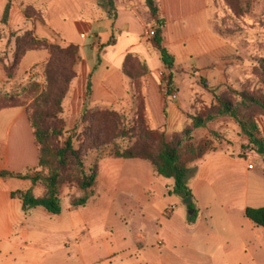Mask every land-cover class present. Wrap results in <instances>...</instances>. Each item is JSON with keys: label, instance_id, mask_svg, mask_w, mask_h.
Listing matches in <instances>:
<instances>
[{"label": "crops", "instance_id": "1", "mask_svg": "<svg viewBox=\"0 0 264 264\" xmlns=\"http://www.w3.org/2000/svg\"><path fill=\"white\" fill-rule=\"evenodd\" d=\"M81 1L83 12L88 15H81L71 23L50 24L52 11L46 9L47 22L37 21L34 25L38 40L79 48L78 80L68 95V108L73 105L86 108L89 103L92 108L111 110L125 109L126 104L134 106L133 82L122 70L126 57L133 54L150 70L144 81L151 127L175 138L193 127L192 110L203 104L209 108L215 103L212 94L201 92L198 83L202 79L211 88L254 79L251 66L239 59L238 45L232 39L222 38L216 22L210 20L209 0H159L166 23L162 35L164 48L175 61L176 100L169 98L160 79L161 72H171L155 45L151 47L144 39L149 16L145 0H114L118 7L115 21L96 2ZM8 2L0 0V19ZM23 2L13 0L10 26L26 23L21 9ZM71 5V0H66L60 11ZM151 25L156 28L154 21ZM114 34L115 46L106 47ZM36 54L38 63L49 57L46 52ZM90 76L93 93L86 102ZM19 116L22 118L23 114ZM21 124L27 126L23 121ZM258 125L264 137V117L258 119ZM207 128L230 137L236 134L239 142L216 143L202 160L190 165L197 168L190 183L195 210L199 213L196 222L190 224V210L179 207L183 199L171 195L173 180L158 176L151 163L106 158L99 164L95 193V197L101 199L104 195L106 199L96 213L105 231L80 247L79 264H216L218 259H228L236 253L251 256L264 253V229L245 217L248 208H263L253 205L249 193V174L255 169H249L248 162L257 154L244 150L248 139L232 119L219 118L204 129ZM19 144V140L14 141V147ZM235 179L246 181L243 191L232 187ZM173 206L176 210L166 216ZM2 208L0 204V216ZM94 226L92 223L91 227ZM85 227L90 233V227ZM109 228L113 233L107 234ZM67 263L71 261L62 264Z\"/></svg>", "mask_w": 264, "mask_h": 264}, {"label": "rangeland", "instance_id": "2", "mask_svg": "<svg viewBox=\"0 0 264 264\" xmlns=\"http://www.w3.org/2000/svg\"><path fill=\"white\" fill-rule=\"evenodd\" d=\"M24 1L21 5L26 19L24 25L10 26L8 24L2 26L0 24V174L2 172L30 174L32 176L41 174L42 178H45L48 176L49 170L41 169L38 166L40 148L29 122L28 109L44 93L47 85L46 66L49 63L50 55L46 47L67 48L68 46L57 41L38 40L34 25L37 21L47 22L46 14L43 13L46 9L52 11V17L48 20L50 24L61 21L71 23L81 15L88 14L83 12L81 0H71L72 5L67 10L62 11H60L61 6L66 0ZM91 1L96 2V5L100 7L99 2L101 0ZM238 1L241 13L231 9V4L235 0H209L210 12L208 16L210 20L216 22L217 27L235 33L231 42L239 47V59L245 60L248 66L252 68V61L264 57V0ZM30 3H35L36 6ZM27 10L32 18H26ZM32 14L34 15L32 16ZM147 22L148 29H150L152 19L149 16ZM27 31L31 32L34 40L44 44L29 46L30 52L17 62L18 43ZM145 42L151 47L154 45V40L146 39ZM39 51L46 52L49 56L43 63H38V60H35L38 57L36 53ZM140 61L143 63L141 59ZM13 68L15 70L12 79H9L7 70ZM77 68L78 64L75 67L76 73ZM130 69H132V73L136 74V67ZM141 72L142 69H139L136 75ZM161 73L166 74L169 81L170 74ZM147 76L142 79L144 88H146L144 80ZM160 79L164 85L161 77ZM132 82V96L135 104L134 106L126 104L125 109L92 108L90 103L86 108L84 105L82 108L81 106L75 108L74 105L68 108L67 97L63 104L64 115L62 117L65 124L60 126L65 134L62 138L57 139L55 144L63 145L72 137L77 149L81 148L82 145L84 147L96 145L95 149L88 154L87 170L99 166L100 161L110 158L117 151L124 152L138 144V140L142 136V116L135 100V84L134 81ZM198 85H200L202 93L211 94V87L205 80L202 79ZM171 86L178 93L173 83ZM256 88H263L257 77L242 83L220 84L212 89H215L219 95L234 101L235 96L232 92H253ZM182 93L183 91H181V95ZM199 101L202 102V100ZM206 109V104L200 105L199 109L191 111L190 117L205 115ZM21 113L23 114L22 118L19 116ZM21 120L26 123V127L21 124ZM212 133L216 132L211 131L210 128L196 132L194 134L195 144L213 140V150L216 143L219 142L227 141L229 144L239 142L236 134L230 137L224 133H218L219 138L211 139ZM15 139L19 140L18 147H14ZM249 151L251 150L249 149ZM248 164L253 165L255 169L249 174L251 200H254L253 205L264 207V160L255 155V157L250 158ZM245 182L242 179H235L232 187L243 191ZM31 188L32 185L29 181L0 178V204L3 205L0 216L2 218L0 222V264H62L69 260L71 264H79L80 247L89 238L104 234L103 231L105 230L101 228L102 223L99 224L101 220L96 213L101 202L106 201L105 196L103 195L101 199L94 196L86 208H72V200L83 196V192L78 189L72 178L65 181L60 187L63 213L60 216H51L43 208L26 211L20 200L11 199L12 193L25 192ZM33 194L37 198L46 194L44 181L33 188ZM179 204V207L188 209L184 200L179 201ZM4 216L9 218L6 220ZM92 223H95L93 228L91 227ZM86 225L90 227V233L87 231ZM106 232L107 234L113 233L110 228ZM204 262L207 263L208 261L204 260ZM216 264H264V253H258L254 256L236 253L231 258L218 259Z\"/></svg>", "mask_w": 264, "mask_h": 264}, {"label": "trees", "instance_id": "3", "mask_svg": "<svg viewBox=\"0 0 264 264\" xmlns=\"http://www.w3.org/2000/svg\"><path fill=\"white\" fill-rule=\"evenodd\" d=\"M239 1L231 4V9L241 13ZM99 6L106 8L108 18L117 20L118 9L114 0H101ZM13 0H9L3 17L0 21L2 26H7L10 21ZM148 15L156 24V36L154 45L161 56L164 66L171 72L170 83H173V71L175 69L174 58L164 48L163 31L165 20L159 0H145ZM44 15L46 11H43ZM26 18H32L26 11ZM34 14H32L33 16ZM219 35L224 39H232L234 32L217 27ZM117 41L114 34L106 47L115 46ZM42 45L43 42L34 40L30 31H27L18 43L16 61L27 55L31 45ZM49 51L50 60L46 66L47 85L44 93L39 96L34 104L28 109L29 122L34 130V137L40 148L38 166L49 170L48 176L42 178L41 174H15L2 172L0 178L5 180L29 181L32 188L28 191H17L11 194V199L20 200L26 211L43 208L51 216H60L63 213L60 187L65 181L74 179L78 189L83 192L81 198L73 199L72 208H86L90 200L95 196V190L99 178V166L87 170L86 161L90 151L94 150V144L89 147L77 149L73 138H69L63 145H56L55 141L64 136L65 132L60 126L65 124L63 104L67 99L70 89L78 78L75 67L80 61L79 48L68 46L46 47ZM253 75L257 77L263 88H256L253 92H232L235 100L219 95L215 89H210L215 98V103L206 109L205 115L191 116L193 127L187 129L182 135L170 138L166 132L154 130L151 127L147 111L145 88L142 79L150 73L146 63H142L139 57L130 54L123 64L124 75L134 81L135 100L137 101L140 115L142 116L141 133L138 144L124 152L117 151L110 158L125 160H143L152 164L156 174L168 180H173L174 186L171 195L178 196L183 200L192 198L193 203L188 206L189 210H195L194 197L190 183L197 174V168H190L193 163L202 160L207 153L212 151L214 141L208 140L196 145L194 132L204 129L208 124L219 118H230L241 128L242 134L248 139L247 147L264 160V137L258 125V119L264 117V57L251 62ZM136 67L138 75L132 73ZM8 69V77L12 79L13 71ZM93 93L92 76L89 77L86 93L88 102ZM115 118V117H114ZM211 139L219 138L218 133H212ZM44 181L46 194L37 198L33 194V188ZM198 211L189 217L188 222L194 224L198 218ZM245 217L257 228L264 229V207L248 208Z\"/></svg>", "mask_w": 264, "mask_h": 264}, {"label": "built area", "instance_id": "4", "mask_svg": "<svg viewBox=\"0 0 264 264\" xmlns=\"http://www.w3.org/2000/svg\"><path fill=\"white\" fill-rule=\"evenodd\" d=\"M155 36H156V29L150 28V29H147L145 31V34H144V38L145 39H147V40H154ZM160 77L164 81V87H165L167 93H169V98L171 100H176L177 97H178V94L172 88L171 83H170V79L168 81L167 78H166V74H164V73H161L160 74ZM249 169L253 170L254 169V166L253 165H250L249 166ZM175 210H176V207L175 206L169 208V210H167V212H166V216H170Z\"/></svg>", "mask_w": 264, "mask_h": 264}, {"label": "water", "instance_id": "5", "mask_svg": "<svg viewBox=\"0 0 264 264\" xmlns=\"http://www.w3.org/2000/svg\"><path fill=\"white\" fill-rule=\"evenodd\" d=\"M193 203L192 198H187L184 200V204L186 206H190ZM195 210H190L189 215L192 216L194 214Z\"/></svg>", "mask_w": 264, "mask_h": 264}]
</instances>
